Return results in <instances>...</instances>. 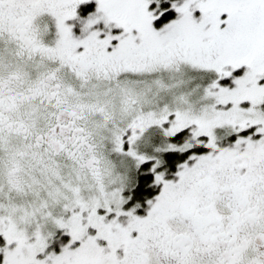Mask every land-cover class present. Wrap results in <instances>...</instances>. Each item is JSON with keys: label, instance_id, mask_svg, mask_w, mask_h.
<instances>
[{"label": "snow or ice", "instance_id": "1", "mask_svg": "<svg viewBox=\"0 0 264 264\" xmlns=\"http://www.w3.org/2000/svg\"><path fill=\"white\" fill-rule=\"evenodd\" d=\"M0 264H264V0H0Z\"/></svg>", "mask_w": 264, "mask_h": 264}]
</instances>
